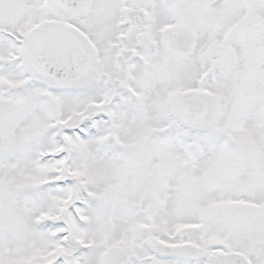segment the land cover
<instances>
[{
    "label": "snow or ice",
    "instance_id": "6c2138e0",
    "mask_svg": "<svg viewBox=\"0 0 264 264\" xmlns=\"http://www.w3.org/2000/svg\"><path fill=\"white\" fill-rule=\"evenodd\" d=\"M0 264H264V0H0Z\"/></svg>",
    "mask_w": 264,
    "mask_h": 264
}]
</instances>
